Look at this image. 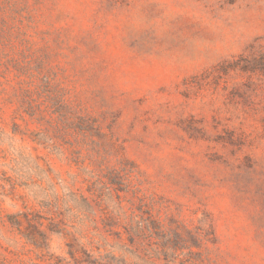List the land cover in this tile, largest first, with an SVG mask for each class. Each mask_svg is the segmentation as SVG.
Returning <instances> with one entry per match:
<instances>
[{
    "label": "rangeland",
    "instance_id": "obj_1",
    "mask_svg": "<svg viewBox=\"0 0 264 264\" xmlns=\"http://www.w3.org/2000/svg\"><path fill=\"white\" fill-rule=\"evenodd\" d=\"M0 264H264V0H0Z\"/></svg>",
    "mask_w": 264,
    "mask_h": 264
}]
</instances>
